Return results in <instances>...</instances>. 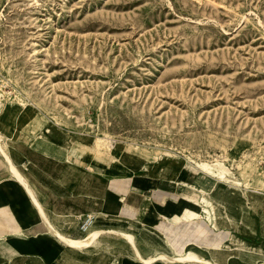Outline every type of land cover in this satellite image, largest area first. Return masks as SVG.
Instances as JSON below:
<instances>
[{"label":"rangeland","instance_id":"obj_1","mask_svg":"<svg viewBox=\"0 0 264 264\" xmlns=\"http://www.w3.org/2000/svg\"><path fill=\"white\" fill-rule=\"evenodd\" d=\"M0 135L18 163L108 137L115 159L74 156L187 204L180 166L216 159L264 206V0H0Z\"/></svg>","mask_w":264,"mask_h":264},{"label":"crops","instance_id":"obj_2","mask_svg":"<svg viewBox=\"0 0 264 264\" xmlns=\"http://www.w3.org/2000/svg\"><path fill=\"white\" fill-rule=\"evenodd\" d=\"M69 149L58 145V156L30 150L23 152L27 162L11 159L35 200L0 159V255L4 258L17 264H264V206L246 203L250 192H237V203L214 204L210 220L175 222L174 215L181 214L185 205L195 213L202 210L177 201L179 194L172 195L158 183L147 186L132 176L89 169L80 157L68 155ZM188 191L192 194L185 193L182 199L197 198L193 195L197 190ZM91 212L95 228L104 231L91 245L69 242L82 238L75 236L76 216ZM111 229L131 231L133 242ZM188 250L209 263L153 257L157 253L174 257Z\"/></svg>","mask_w":264,"mask_h":264},{"label":"bare ground","instance_id":"obj_3","mask_svg":"<svg viewBox=\"0 0 264 264\" xmlns=\"http://www.w3.org/2000/svg\"><path fill=\"white\" fill-rule=\"evenodd\" d=\"M51 133H52V130L49 128H46L45 132H44V137L48 138ZM0 137H1V135H0ZM116 147L117 146L115 144H112V141H110L108 139V137H104V138L103 137H95L93 142H92V145H90V146L85 145V144L81 145V147H80L81 151H79V152H82L85 149H87L92 154V156H98L101 159H103V158L105 159V157H111V156L113 157V155L115 153L113 151V149H115ZM76 152H78L77 147L73 146L69 149L68 155L73 156L76 154ZM0 155L2 156V158L4 156V160L7 164L10 172L27 186L28 191L32 195L33 199L35 200V197L32 193L33 191L31 189V187L27 184V182L24 179V176H23L24 174H22L18 170L16 164L11 161V157L9 156L7 151L5 150L1 140H0ZM190 167H192V168H191V174L188 176V179L187 180L180 179L179 176L181 175L182 170L184 168H190ZM197 170H199V173ZM230 174H231V172L228 170V168L223 163H221L220 161H218L216 159H215V161H212V162H207V161L196 162V167L192 166L188 162L182 163V165L180 166V170L178 171L177 176L174 179L177 181L178 184L184 185V186L190 188L191 190L195 189L198 192H200L199 198L195 199L191 196L190 198H188L187 201H189L190 204L199 206L201 208L202 212L201 213H199V212L195 213L192 211V209L189 206L185 205L183 207L184 211L181 214H175L173 220L175 222H178L179 220H183L186 218H193V220H202V219L210 220L211 219V207L214 206V203H213L212 199L208 198L204 194L206 192H209L213 188H215L218 181H222V182H225L228 184L230 183V185H234L237 187L240 186L241 187V189H239L240 191L243 189V190H245V192H247L246 188H248V186L246 184L242 185L243 181H241L240 179L231 178ZM256 185L264 187V181L262 179L258 180ZM253 190H255V189H253ZM87 214H92L94 217H93L92 221L90 222V224L87 226V228L85 230V234L82 236V238H77V239H75V241L69 240V242H72L73 244H75V243L92 244L95 242L97 237L104 231V230L95 228V226H94L95 214H93L92 212L87 213ZM207 220H205V221H207ZM108 231H112V232L116 231V232L120 233L126 239V241H128L129 243L133 242V240H132L133 234L131 231H117L114 229H111ZM55 232L57 234H59L60 236H64L57 229H55ZM153 257L154 258H165L168 260H177V261H181V260H185V259L202 260L199 256H197L191 250H188L184 254H176L174 257H169V256H166V255L161 254V253H159V254L157 253ZM202 262L209 263V261L206 259H203Z\"/></svg>","mask_w":264,"mask_h":264},{"label":"built area","instance_id":"obj_4","mask_svg":"<svg viewBox=\"0 0 264 264\" xmlns=\"http://www.w3.org/2000/svg\"><path fill=\"white\" fill-rule=\"evenodd\" d=\"M93 215L92 214H83V215H79L77 217V223H78V230L79 231H85L87 226L90 224V222L93 219Z\"/></svg>","mask_w":264,"mask_h":264}]
</instances>
